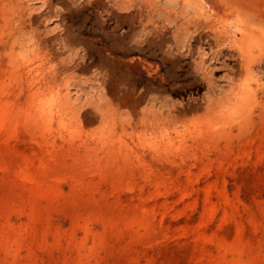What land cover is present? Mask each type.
I'll use <instances>...</instances> for the list:
<instances>
[{
  "label": "rangeland",
  "instance_id": "rangeland-1",
  "mask_svg": "<svg viewBox=\"0 0 264 264\" xmlns=\"http://www.w3.org/2000/svg\"><path fill=\"white\" fill-rule=\"evenodd\" d=\"M206 1L0 0V264H264V0Z\"/></svg>",
  "mask_w": 264,
  "mask_h": 264
},
{
  "label": "bare ground",
  "instance_id": "bare-ground-1",
  "mask_svg": "<svg viewBox=\"0 0 264 264\" xmlns=\"http://www.w3.org/2000/svg\"><path fill=\"white\" fill-rule=\"evenodd\" d=\"M200 3V2H199ZM196 5V4H195ZM207 8H208V6L209 7H212V4H211V2L210 1H206L205 0V4H204ZM40 78V77H39ZM10 155V154H9ZM12 155H14L15 156V154H12ZM9 157V156H7V155H3V154H0V160L1 159H10L11 161H13L14 163H15V165H17V166H19V167H23V168H25L26 167V165L25 164H28L27 162L25 163L23 160V158L21 159V158H18L17 156H15V157ZM19 159H17V158ZM26 161V160H25ZM9 162V161H8ZM28 167V166H27ZM16 168V167H15ZM45 169H48L49 171H52V169L50 168V167H48V166H45L44 167ZM18 170H20V169H18ZM22 170H24V169H22ZM54 170V169H53ZM25 171V170H24ZM45 171V170H44ZM43 171V172H44ZM51 174V173H50Z\"/></svg>",
  "mask_w": 264,
  "mask_h": 264
}]
</instances>
